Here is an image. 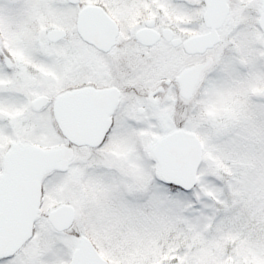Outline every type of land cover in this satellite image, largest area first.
<instances>
[{
    "label": "snow or ice",
    "instance_id": "snow-or-ice-1",
    "mask_svg": "<svg viewBox=\"0 0 264 264\" xmlns=\"http://www.w3.org/2000/svg\"><path fill=\"white\" fill-rule=\"evenodd\" d=\"M0 264H264V0H0Z\"/></svg>",
    "mask_w": 264,
    "mask_h": 264
}]
</instances>
